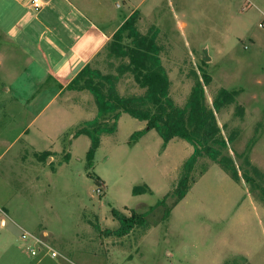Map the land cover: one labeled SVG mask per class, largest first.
I'll return each instance as SVG.
<instances>
[{"label":"rangeland","instance_id":"1","mask_svg":"<svg viewBox=\"0 0 264 264\" xmlns=\"http://www.w3.org/2000/svg\"><path fill=\"white\" fill-rule=\"evenodd\" d=\"M76 1L87 2V10L103 28H114L130 12L139 11L142 33L152 26L161 32L162 61L178 105L195 83L193 72L200 79L203 72L212 77L211 85L205 87L208 99L221 88L238 91L237 103L244 106L245 117L234 115L235 105L217 114L226 139L239 132L223 152L233 158L241 175L247 169L246 155L264 173V28L259 27L264 23V0ZM92 67L104 74L114 72L105 54ZM31 80L34 90H39L41 85ZM22 83L24 78L15 82L9 95L0 92V205L10 202L12 217L20 226L12 224L8 244L0 243V264H264L261 188L251 192L244 181L236 183L218 164L202 158L193 174L197 182L205 166L212 170L173 208L172 194L181 169L177 166L186 147L192 148L190 144L175 139L165 153L167 146L156 132V140L131 141L141 122L125 114L116 146L106 141L89 161V137L73 142V134L82 122L95 118L91 93H87L91 103L77 99L61 108V103L46 102L53 87L43 89L48 90L44 101L29 103L25 96L33 88L26 87L27 93L20 96ZM118 90L124 96L144 93L129 74L121 79ZM15 91L20 92L15 94L18 100L13 97ZM62 128L60 137L57 132ZM30 134L40 147L57 153L54 160L43 161L35 176L14 160L20 149L29 147L25 139ZM68 153L71 158L65 162ZM257 185L264 187L258 180ZM146 186L154 193L133 194L135 187ZM250 194L259 205L253 204ZM165 197L166 205L149 216L153 229L145 233L137 228L123 238L104 235L119 226L112 217L113 208L128 216L132 210L145 213ZM41 224L50 232L44 240L59 250L56 259L47 254L32 257L20 240L23 230L43 233ZM244 254L251 257L250 262Z\"/></svg>","mask_w":264,"mask_h":264},{"label":"trees","instance_id":"2","mask_svg":"<svg viewBox=\"0 0 264 264\" xmlns=\"http://www.w3.org/2000/svg\"><path fill=\"white\" fill-rule=\"evenodd\" d=\"M141 13L135 11L113 35L105 47V57L114 72L104 74L90 64L84 67L67 86L68 91H87L91 93L97 107V116L78 128L73 138L87 136L91 141L88 159L91 161L101 146L103 136L114 135L118 130V122L123 114L147 123V128L135 132L131 141L143 137L148 131L154 130L163 140L166 147L174 139H181L190 144L194 152L183 163L180 177L172 196L175 198L173 208L177 206L189 193L197 182L194 172L200 159L208 158L218 164L236 183L244 181L252 192L257 180L264 183V173L253 165L246 155L244 163L246 170L240 174L234 160L224 154L229 143H233L239 132L232 133L227 139L223 135L217 114L223 109L235 105L234 115L240 119L245 117L244 106L237 103L240 95L238 91L219 89L213 97V106L207 103L205 87L210 86L212 77L203 72L202 79L197 72L192 73L194 85L183 106L178 105L171 96L172 81L162 61L164 47L159 42V30L152 26L146 34L138 27ZM128 39L129 43H125ZM118 62L115 65L114 62ZM131 75L136 84L144 89L142 95H122L118 84L126 75ZM50 153H43L38 160L43 162ZM70 153L64 161H70ZM209 169L205 166L200 173L201 178ZM151 192L149 187H135L134 195ZM167 197V195H166ZM166 197L145 213L132 210L126 215L118 209L111 210L112 217L118 222V228L107 229L104 235L123 238L133 230L143 229L145 233L153 228L149 222L151 213L160 206L166 205ZM170 214V212H169ZM167 215V218L169 216ZM166 218V219H167Z\"/></svg>","mask_w":264,"mask_h":264},{"label":"crops","instance_id":"3","mask_svg":"<svg viewBox=\"0 0 264 264\" xmlns=\"http://www.w3.org/2000/svg\"><path fill=\"white\" fill-rule=\"evenodd\" d=\"M32 2L33 0H0V81L3 85L0 87V92L9 95L12 92L11 86L21 78H24V83L21 84V95L20 92L15 91L13 94L15 99L25 94L26 87H32V92L25 96L26 101L29 103L42 102L46 98L48 92V90L43 92V89L53 87L55 91L48 96L46 102L61 103V108L71 100L78 99L82 102L87 100L91 103V99H89L87 95L89 92L68 91L66 88L84 67L89 64L92 66L102 54H105V47L126 19L131 16L132 12L114 28L106 29L97 24L96 20L92 18L93 12L87 10V5H89L87 2L76 0H44L43 8L38 11L33 9ZM159 39H161V32L159 34ZM31 79H35L37 85H41L39 90H34V81ZM13 80H15V82L11 83ZM190 92L191 89H188L185 101L183 104L180 103V106L186 103ZM15 94L20 96L17 97ZM172 94L173 90L171 89V96L174 97ZM206 98L207 103L213 106V98L210 97L212 99H208L207 95ZM173 99L178 104L177 100L175 98ZM88 109L92 110V105H90ZM94 114L96 117L97 107ZM124 115L125 114L119 119L117 132L114 135L102 137L101 146L106 141L108 142V140H111V142L114 143L113 145L116 146V138L121 131V124L125 118ZM39 117V115L36 116L33 121L36 122ZM88 121L91 120H85L78 128L82 127L84 123ZM130 123L132 125L135 124L132 121H130ZM146 128L147 123L141 122V125L135 129L142 131ZM62 132L63 128L57 132V135H60ZM153 132L155 131H148L139 139V142H143L148 137H152L156 140ZM60 137H62V135H60ZM83 137L87 136L83 135L74 138L73 142H77ZM36 138V136L32 137L30 134V136L25 139V143L29 147L20 149L19 154L14 158L15 162H18L21 168L26 169L25 172L29 171L31 176H35V173H37L36 170L43 168V162L38 160L39 155L50 153V156L46 160L50 162V160L56 158L57 154L40 147L41 144L39 140L36 141ZM174 140L168 143L165 148V153L170 149V145ZM129 141L130 140H128V142ZM102 148L103 147H100L98 151ZM111 148L116 150L118 147ZM145 149L152 150L153 147H145ZM193 152V147H186V152L179 160L177 166L179 169ZM22 155H27L28 158H24ZM211 170L212 166H210L208 171L199 178V181L194 184L193 188H191L184 199L190 196L200 181L206 179ZM176 181L177 174L173 185L176 184ZM103 183L106 184V182ZM244 186L247 188L246 185ZM149 189L154 193L151 187H149ZM251 200L253 204L259 205L252 195ZM9 205V201L4 204V206L0 205V234L2 233L1 237H3L0 243L5 246L11 238L10 230L13 231L14 227L19 225L12 217L11 209L8 207ZM7 231L9 232L7 233ZM39 231H43L47 234L50 233L47 227L43 225ZM3 232H5L4 236ZM243 256L248 260L251 258L248 254H244Z\"/></svg>","mask_w":264,"mask_h":264},{"label":"built area","instance_id":"4","mask_svg":"<svg viewBox=\"0 0 264 264\" xmlns=\"http://www.w3.org/2000/svg\"><path fill=\"white\" fill-rule=\"evenodd\" d=\"M43 5L44 0H33L32 2L33 9L37 11L41 10ZM259 27L264 28V23H261ZM99 192H101L100 189ZM45 238H48V234L45 232L40 234L23 230V233L21 234V241L32 257H40L41 255L44 257L45 254H47L49 257L56 259L60 256L59 251L49 239L46 242L44 240Z\"/></svg>","mask_w":264,"mask_h":264},{"label":"water","instance_id":"5","mask_svg":"<svg viewBox=\"0 0 264 264\" xmlns=\"http://www.w3.org/2000/svg\"><path fill=\"white\" fill-rule=\"evenodd\" d=\"M45 1H49V0H45ZM207 53V52H206Z\"/></svg>","mask_w":264,"mask_h":264}]
</instances>
